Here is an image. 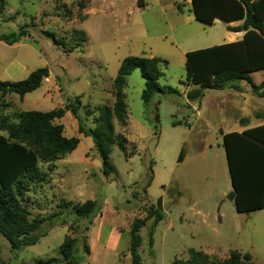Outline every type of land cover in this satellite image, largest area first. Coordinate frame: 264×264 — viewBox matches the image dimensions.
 Listing matches in <instances>:
<instances>
[{"label":"rangeland","instance_id":"1","mask_svg":"<svg viewBox=\"0 0 264 264\" xmlns=\"http://www.w3.org/2000/svg\"><path fill=\"white\" fill-rule=\"evenodd\" d=\"M174 1L6 0L0 36L26 25L29 37L11 46L0 42V81L8 79L7 70L14 67L28 72L46 66L52 77L23 98L0 96L1 122L11 124L20 111L47 112L81 97L83 128L93 129V115L112 100L113 72L127 56L152 54L166 60L158 83L179 95H158L146 108L140 98L144 80L139 70L127 77V125L114 122L115 134L126 143L124 150L113 146L109 162L114 171L108 177L101 171L92 139L78 134L71 114L56 121L66 138L82 141L55 167L38 163L40 174L27 183L23 194L29 219L49 216L61 199L78 205L97 200L100 213L88 230L70 218L50 228L45 225L41 232L46 230L47 235L20 250H13L0 236V264H35L49 258L62 264L60 247L68 239H77L75 255L82 264H130V227L135 219L147 216L158 198L163 218L153 230L151 246L152 219L140 229V264H223L232 252L250 254L254 264H264V209L238 213L227 199L232 187L219 134L238 129L237 115L249 119L246 128L258 123L253 114L264 110V97L240 82L239 92L206 90L201 101L187 107L184 52L227 43L228 33L221 22L207 26L195 21L189 6L178 11ZM76 31L88 36L84 49H75ZM251 79L256 85L264 81V71L252 73ZM227 94L230 98H223ZM86 109L92 111L91 117H85ZM182 148L183 160L177 162ZM84 243L89 256L83 252Z\"/></svg>","mask_w":264,"mask_h":264},{"label":"trees","instance_id":"2","mask_svg":"<svg viewBox=\"0 0 264 264\" xmlns=\"http://www.w3.org/2000/svg\"><path fill=\"white\" fill-rule=\"evenodd\" d=\"M6 0H0V18L3 19ZM194 20L212 26L216 20L222 22L242 21L237 27H227L231 32H243L241 40L224 43L200 50L185 53V83L194 86L185 94L188 102L202 99L206 90L232 89L239 92L238 83L245 82L258 97H264V81L254 84L250 74L264 70V0H191ZM75 49H83L85 32L76 31ZM29 37L27 26H21L17 32L1 35L0 42L11 46ZM54 40L63 46L62 40ZM167 61L159 57L127 56L118 67L112 80L113 103L97 109V115L86 109L85 117L95 116L92 120L95 127L85 130L79 114L81 97L67 100L61 107L47 112L20 111L14 117L15 122L8 124L0 121V236L13 250H20L37 244L47 231L41 232L47 225L65 222L70 218L77 226L83 224L88 230L92 220L99 215L101 206L97 200H86L82 204H74L65 199L56 204V211L47 217L36 216L29 219V211L24 203L23 194L27 183L35 181L39 170V162L52 165L73 152L80 138L63 135V126L56 121L69 112L76 120L78 134L92 139L93 147L101 159V171L108 177L114 168L109 162V154L114 145L124 150L126 139L115 134V125L126 126L127 110L125 103V87L127 77L139 70L144 80L141 100L147 108L158 95H179L169 86H160L161 66ZM48 77V69L38 68L23 80L10 82L0 81V96L15 94L23 98L40 88L43 79ZM158 103V102H156ZM155 107V111H156ZM253 118L264 120V110L254 113ZM157 123L158 114L154 113ZM241 127L249 125L246 118L239 120ZM157 130V126H155ZM222 135L230 184L232 191L227 199L233 202L238 213H251L264 209V124L246 128L242 132H229ZM184 157L180 150L177 162ZM152 181L150 177L148 186ZM25 182V183H24ZM147 186V187H148ZM162 200L158 198L154 207L147 209V216L135 219L129 230L130 264H140L138 249L142 239L140 229L146 220L152 219L148 244L152 245L155 226L163 218ZM70 222V223H72ZM77 239H68L60 247L62 264H82L83 259L76 257ZM83 252L89 256L90 251L84 243ZM57 260L49 258L38 260L35 264H54ZM175 264V263H174ZM185 264H199L198 261ZM223 264H254L250 254L232 252Z\"/></svg>","mask_w":264,"mask_h":264},{"label":"crops","instance_id":"3","mask_svg":"<svg viewBox=\"0 0 264 264\" xmlns=\"http://www.w3.org/2000/svg\"><path fill=\"white\" fill-rule=\"evenodd\" d=\"M173 4L175 5V8L178 10V11H180V9H181V7L182 6H189L190 8H191V11H192V7H191V0H177V1H174L173 2ZM193 14V13H192ZM194 18V17H193ZM217 22H221V23H223L224 25H225V30H226V32L228 33V35H227V43H231V42H235V41H239V40H241V38H242V36H243V32H231V31H228L227 30V27H237V26H240L241 24H242V21H233V22H228V23H226V22H222V21H219V20H216L214 23H217ZM85 35H86V39H85V42H84V44L88 41V36H87V34H86V32H85ZM26 46H30V45H28V44H26ZM84 49V48H83ZM184 53H187V52H184ZM152 57H158V56H154V55H152V54H150L149 55V57H146V58H152ZM160 58V57H159ZM162 59V58H161ZM120 62H121V60L118 62V65H117V68L115 69V71L113 72V78H112V80L114 79V77L116 76V73H117V70H118V67H119V65H120ZM45 68H46V66H45ZM34 70H31V71H28V72H26L25 71V69H22V68H19V67H14L13 69H8L7 70V72H8V79H5V80H2V81H10V82H15V80H14V77H16V76H19V77H21V76H23V75H26L25 76V78H27L28 76H29V74L31 73V72H33ZM262 71H264V70H262ZM26 72V74H24ZM255 73V72H254ZM252 74V73H251ZM251 74H250V77H251ZM52 77V74H51V72L48 70V81H49V79ZM25 78H23V79H25ZM22 79V80H23ZM112 83V82H111ZM258 85V84H257ZM185 86H186V89H185V92H184V96H185V94H186V92L188 91V90H190L191 88H193L194 86H191V85H187L186 83H185ZM126 88V87H125ZM124 93H125V90H124ZM30 94V93H29ZM26 95H28V94H26ZM204 96V95H203ZM224 97H228V98H230V95L229 94H227V95H224L223 96V98ZM111 98H112V100H111V102L108 104V106H110L112 103H113V97H112V91H111ZM125 98H126V96H125ZM203 98V97H202ZM186 99V98H185ZM199 101H201V100H199ZM153 102V101H152ZM193 102H197V101H191V102H188L187 100H186V105H187V107H189L190 106V104L191 103H193ZM126 103V102H125ZM126 110H127V106H126ZM258 112V111H257ZM67 113H69V112H67ZM66 113V114H67ZM256 113V112H255ZM65 114V115H66ZM70 114V113H69ZM64 115V116H65ZM254 115V114H253ZM246 119V116H240V115H237V117H235V119H234V122H236L237 124H238V129H235V130H233V131H235V132H242V131H244V130H246V127H241L240 125H239V120L240 119ZM127 119H128V117H127ZM248 119V118H247ZM249 120V119H248ZM256 120V119H255ZM258 121V123H256V124H254L253 126H259V125H262V124H264V120H257ZM250 122V121H249ZM126 125H127V121H126ZM76 126H77V124H75V128H76ZM253 126H251V127H253ZM223 134H225V132H223L222 130H220ZM233 131H231V132H233ZM227 133H229V132H227ZM219 134H220V132H219ZM221 135V134H220ZM222 136V135H221ZM80 138V137H79ZM84 138H86V137H84ZM126 139V138H125ZM81 141H82V138H80V142H79V144H81ZM78 144V145H79ZM90 148L88 147L87 148V150H89ZM83 154L85 155L84 156V158H86L87 157V152L86 151H84L83 152ZM84 158H83V160H84ZM62 160V159H61ZM91 254H92V250H91Z\"/></svg>","mask_w":264,"mask_h":264},{"label":"built area","instance_id":"4","mask_svg":"<svg viewBox=\"0 0 264 264\" xmlns=\"http://www.w3.org/2000/svg\"><path fill=\"white\" fill-rule=\"evenodd\" d=\"M44 81L47 82V81H48V78H47V77L44 78ZM193 110H194V112H195L196 114H198V109L194 108Z\"/></svg>","mask_w":264,"mask_h":264}]
</instances>
